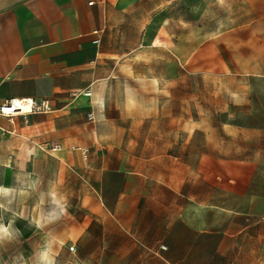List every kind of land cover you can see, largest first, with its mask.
<instances>
[{"label":"rangeland","instance_id":"374dc122","mask_svg":"<svg viewBox=\"0 0 264 264\" xmlns=\"http://www.w3.org/2000/svg\"><path fill=\"white\" fill-rule=\"evenodd\" d=\"M107 19L85 69L97 150L158 182L151 231L113 228L55 157L38 189L0 195V264H264V131L241 130L264 129V0H124Z\"/></svg>","mask_w":264,"mask_h":264},{"label":"crops","instance_id":"0c3cea01","mask_svg":"<svg viewBox=\"0 0 264 264\" xmlns=\"http://www.w3.org/2000/svg\"><path fill=\"white\" fill-rule=\"evenodd\" d=\"M123 1L0 0V103L10 97H33L47 98L52 104V110L46 113L16 115L11 120L0 116V195L15 197L19 191L38 189L46 181L44 169L58 157L63 181L71 176L79 178L80 189L91 190L96 204L113 211L105 215L116 222L113 228L139 237L151 231V218H156L139 207L158 198V182H152L142 167H126L118 157L112 160L98 152L100 117L89 104L97 103L99 108L102 103L93 89L90 96L82 93L87 87L85 69L101 52L107 17ZM97 36L99 43L93 41ZM90 111L93 119L87 116ZM241 130L256 134L264 131ZM55 144L59 146L50 147ZM80 147L89 148L85 157ZM220 174L231 180L215 182L232 186L233 176ZM166 186L168 190L161 196L175 200L180 189ZM245 189L241 187L238 192L245 193ZM1 206L14 209L15 203L0 200ZM171 214L168 222L180 219ZM155 245L135 243L138 248ZM125 252L144 253L145 249Z\"/></svg>","mask_w":264,"mask_h":264},{"label":"built area","instance_id":"2783aa9c","mask_svg":"<svg viewBox=\"0 0 264 264\" xmlns=\"http://www.w3.org/2000/svg\"><path fill=\"white\" fill-rule=\"evenodd\" d=\"M95 43L100 42V38L97 36L93 40ZM84 95L90 96L91 93L88 90H84L82 92ZM52 110V104L49 99L47 98H33V97H10L5 99L0 103V116H4L9 118L10 120L12 117L16 115H27L33 112H41L46 113ZM89 119H93L94 115L90 111L87 114ZM59 145H51V148H57ZM82 155L85 157L87 153V149L85 147H80ZM215 179L222 182V181H230V177H225V175L217 174ZM161 248L165 249V245H160Z\"/></svg>","mask_w":264,"mask_h":264},{"label":"bare ground","instance_id":"6f19581e","mask_svg":"<svg viewBox=\"0 0 264 264\" xmlns=\"http://www.w3.org/2000/svg\"><path fill=\"white\" fill-rule=\"evenodd\" d=\"M91 93V92H90Z\"/></svg>","mask_w":264,"mask_h":264}]
</instances>
